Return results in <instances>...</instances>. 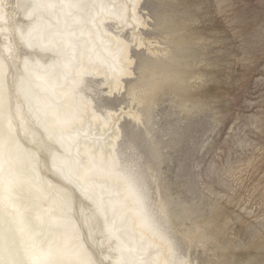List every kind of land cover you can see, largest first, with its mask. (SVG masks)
Segmentation results:
<instances>
[{"label": "bare ground", "instance_id": "6f19581e", "mask_svg": "<svg viewBox=\"0 0 264 264\" xmlns=\"http://www.w3.org/2000/svg\"><path fill=\"white\" fill-rule=\"evenodd\" d=\"M142 2L84 0L79 12H44L42 25L74 33L66 57L22 45L17 29L32 23L31 0H0V256L11 251L21 264H41L51 249L61 264H195L176 243L169 200L151 196L128 152L134 147L123 140L122 121L144 125L154 92L175 76L166 71L173 57H157L169 50L144 35L151 18ZM142 48L153 58L135 76L133 50ZM99 93H123L129 104H99ZM48 105L71 121L63 145L59 128L47 130L54 119ZM65 157L76 163L62 166Z\"/></svg>", "mask_w": 264, "mask_h": 264}, {"label": "rangeland", "instance_id": "374dc122", "mask_svg": "<svg viewBox=\"0 0 264 264\" xmlns=\"http://www.w3.org/2000/svg\"><path fill=\"white\" fill-rule=\"evenodd\" d=\"M142 6L151 18L144 35L169 50L157 57H173L166 71L175 76L154 92L149 121H122L128 152L151 196L169 200L172 233L193 263L264 264V0ZM133 56L139 76L153 57L144 48ZM95 100L129 104L123 93Z\"/></svg>", "mask_w": 264, "mask_h": 264}, {"label": "snow or ice", "instance_id": "6c2138e0", "mask_svg": "<svg viewBox=\"0 0 264 264\" xmlns=\"http://www.w3.org/2000/svg\"><path fill=\"white\" fill-rule=\"evenodd\" d=\"M31 11L27 15V19L31 20L32 23L28 26L26 31H20L19 37L20 41L23 46L28 49H33L35 46L39 45L44 50H55L59 51L61 54L65 55L66 57H71L74 51V43L73 37L74 33L70 31H61L51 30L50 27H46L42 25L43 20V13L44 12H52L58 7L60 9H68L69 14L73 11L79 12L82 8L86 7L87 5L84 3V0H73V2L66 3L64 0H60L57 3V0H31ZM95 5H93L94 7ZM166 5H160L157 7V18L163 19V11L166 8ZM152 11V9H150ZM79 21L73 18V23H78ZM25 66L28 65V60L25 59L24 61ZM52 70L54 75L56 65L52 64L49 66ZM63 67L66 69L69 67V63H64ZM40 87V85H37ZM55 86L52 85V91L54 92ZM47 103V102H46ZM48 107H52L48 105ZM52 115H53V122L50 127L47 128L50 135L57 134V129L59 128L60 131L58 133L59 142L63 145L64 139V130L67 125L71 123L70 120H63L60 121L56 115L55 108L52 107ZM76 161H74L71 157H65L62 160V166L70 168ZM21 225H23V221H21ZM133 250H129L131 253ZM0 264H21V261L15 258V255L9 251L7 257L0 256ZM41 264H61L59 259L53 258V253L51 249L47 253L44 254V259L41 261ZM80 264H93V261L84 260L81 261ZM100 264H103L101 261ZM124 264H142V261H137L135 259H129L125 261ZM149 264H155V261H150Z\"/></svg>", "mask_w": 264, "mask_h": 264}]
</instances>
